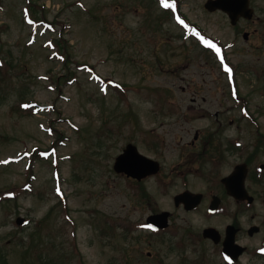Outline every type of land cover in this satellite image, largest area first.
<instances>
[{"label":"rangeland","instance_id":"1","mask_svg":"<svg viewBox=\"0 0 264 264\" xmlns=\"http://www.w3.org/2000/svg\"><path fill=\"white\" fill-rule=\"evenodd\" d=\"M204 1L0 0L1 263L125 262L124 232H100L103 218L135 222L143 210L125 194L124 177L108 170L114 157L142 132H158L157 177L183 178L172 167L187 157V131L208 124L201 118L225 90L192 26L224 40L233 29L206 14ZM243 43L230 50L232 61L249 59ZM245 75L236 78L251 92ZM28 101L37 109L12 111Z\"/></svg>","mask_w":264,"mask_h":264},{"label":"flooded vegetation","instance_id":"2","mask_svg":"<svg viewBox=\"0 0 264 264\" xmlns=\"http://www.w3.org/2000/svg\"><path fill=\"white\" fill-rule=\"evenodd\" d=\"M207 2L206 14L223 18L233 29L226 40L206 30L201 34L203 50L218 65L225 90L219 107L201 118L208 124L187 131V157L172 167L183 178L157 177L163 169L158 132H142L140 143L127 142L114 157L108 169L112 172L116 157L132 143L159 166L141 178L116 173L124 177L125 194L143 210L135 222L103 218L100 232H124L123 264H131L130 257L133 264H264V34L257 35L259 44L249 51L255 33L260 28L264 32V4L258 7L249 0L248 10L231 17V4L226 11L207 7ZM255 22L260 27L250 29ZM240 39L249 56L241 63L229 55ZM239 72L253 76L245 75L253 82L251 92L242 90ZM140 168L152 167L143 163Z\"/></svg>","mask_w":264,"mask_h":264},{"label":"water","instance_id":"3","mask_svg":"<svg viewBox=\"0 0 264 264\" xmlns=\"http://www.w3.org/2000/svg\"><path fill=\"white\" fill-rule=\"evenodd\" d=\"M229 5L234 8V12L230 11V16L236 17L234 14L238 15L239 13H243L249 9V0H208L206 3L207 7L221 8L226 11H228V8L230 7ZM143 163L151 164L152 168L148 170H140V165ZM158 168L159 166L156 161L139 154L136 147L131 144H128L124 152L117 156L114 163L115 171L123 172L134 178L144 177L149 173L156 172ZM23 222V218L19 217L16 219L17 224H21Z\"/></svg>","mask_w":264,"mask_h":264},{"label":"trees","instance_id":"4","mask_svg":"<svg viewBox=\"0 0 264 264\" xmlns=\"http://www.w3.org/2000/svg\"><path fill=\"white\" fill-rule=\"evenodd\" d=\"M12 111H16L18 112L20 115H26L29 113L28 109L27 108H22L21 106H14L12 107ZM61 137H58V139H60ZM40 256V255H38ZM6 263V260H3V262L1 263L0 261V264H5ZM44 264H49V263H44Z\"/></svg>","mask_w":264,"mask_h":264},{"label":"snow or ice","instance_id":"5","mask_svg":"<svg viewBox=\"0 0 264 264\" xmlns=\"http://www.w3.org/2000/svg\"><path fill=\"white\" fill-rule=\"evenodd\" d=\"M166 7H168L169 5H165ZM181 23H183V21H181ZM213 47H214V45H212ZM217 51H219V49H217ZM228 71H231L230 69H227ZM25 107H27V106H25ZM59 190V189H58Z\"/></svg>","mask_w":264,"mask_h":264}]
</instances>
